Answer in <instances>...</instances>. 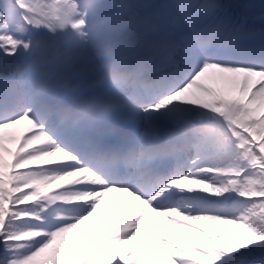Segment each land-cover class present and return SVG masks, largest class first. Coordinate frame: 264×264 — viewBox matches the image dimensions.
Listing matches in <instances>:
<instances>
[{"label": "snow or ice", "instance_id": "1", "mask_svg": "<svg viewBox=\"0 0 264 264\" xmlns=\"http://www.w3.org/2000/svg\"><path fill=\"white\" fill-rule=\"evenodd\" d=\"M0 264H264V0H0Z\"/></svg>", "mask_w": 264, "mask_h": 264}]
</instances>
